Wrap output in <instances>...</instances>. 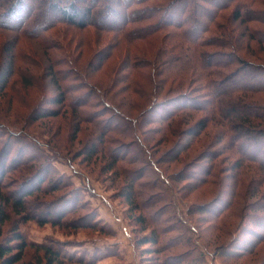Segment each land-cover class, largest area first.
Instances as JSON below:
<instances>
[{
  "label": "rangeland",
  "instance_id": "obj_1",
  "mask_svg": "<svg viewBox=\"0 0 264 264\" xmlns=\"http://www.w3.org/2000/svg\"><path fill=\"white\" fill-rule=\"evenodd\" d=\"M94 32L93 28L79 30L60 25L48 32L49 39L20 42L21 51L30 53L33 59L29 63L19 62V69L0 94V125L43 143L44 150L54 157L53 166L70 185L60 183L59 179L45 180L41 184L43 192L33 190L32 195L22 199L31 219L19 223L20 218L12 212L0 224V244L9 241L18 223L29 243L57 250L56 261L60 264H264V228L256 223L257 219L264 220V166L243 160L221 142L219 125L206 127L198 137L167 135L160 139V133L150 130L158 124H144L143 117V124L136 123L132 133L121 135L102 128L101 122L108 120L110 112H104L106 106L99 103L93 86L89 105L78 107L81 115L67 102H52L51 97L57 98L59 90L47 74V65L50 59L67 56L75 61L76 67L87 71L89 83L101 89L113 84L115 95L114 103L111 102L129 117L141 118L143 97L134 94L119 77L127 71L120 63L125 50L122 48L99 70L93 63L89 65L88 60L105 44V39H95ZM10 35L0 34V61L13 51ZM44 41L51 43L50 48H44ZM143 42L137 41L131 49L140 52L146 46ZM244 54L248 61L264 63V44L252 41L251 49ZM61 61L56 67L67 69ZM113 75L121 81H113ZM67 83L74 85L70 93L73 98L87 92L85 88L74 90L79 84L76 80ZM246 96L264 103L263 93ZM254 121L260 122V129H264V117ZM178 141H190V145L173 159L170 148ZM91 145L100 149L93 156L87 153ZM115 149L119 156L112 160L108 152ZM251 149L250 145L248 152ZM25 151L29 153L30 148ZM204 155L207 158L201 163L205 162L206 168L212 167L206 175L201 167L197 168ZM257 155L264 160V154ZM148 159L157 164L158 172L149 167ZM28 164L27 160L21 164L6 160L0 191H9L10 195L17 191L20 195L22 189L14 183L15 179L26 181L28 189H35L37 182L30 178L31 168L21 169ZM188 172L196 178L186 179ZM161 175L166 179L164 188L158 181ZM136 176L133 185L136 198L149 202L148 214L161 229L158 244L149 242L150 225L146 228L148 223H137L139 211L131 210L132 206L121 195L125 183ZM71 187L80 189L86 205L78 206L75 199L67 206L62 205L60 199ZM54 203L59 205L56 210ZM44 207L48 211L39 213ZM231 250L239 252L234 255ZM15 251L12 248L4 255L13 256ZM20 254L13 264H46L49 258L41 249L28 245Z\"/></svg>",
  "mask_w": 264,
  "mask_h": 264
},
{
  "label": "trees",
  "instance_id": "obj_2",
  "mask_svg": "<svg viewBox=\"0 0 264 264\" xmlns=\"http://www.w3.org/2000/svg\"><path fill=\"white\" fill-rule=\"evenodd\" d=\"M60 25L79 30L93 28L95 39H105V44L92 55L94 58L88 60L89 65L93 63L98 70L123 48L125 54L120 63L127 71L119 77L127 82L134 94L143 97L145 107L138 120L129 117L113 104V84L101 89L89 83L87 71L80 70L74 65L75 61L67 56L50 59L47 65V74L59 90L57 98L51 97L53 103L67 102L75 113L81 115L78 107L89 105V99L94 94L91 91L93 86L101 100L99 103L103 102V107L106 106L104 112H110L108 120L101 122L104 131H116L121 135L132 133L136 123L143 124V117L144 124H158L150 130L160 133V139L167 135L198 137L206 127L219 125L221 142L239 153L243 160L264 166V160L257 155L264 154V129H260V122L254 121L264 117V103L246 96L249 93L264 94V63L248 61L244 54L251 49L252 41L264 44V27L261 26L264 25V0H0V34H11L13 48L0 61V94L9 78L19 69V62L29 63L33 59L30 53L19 48L21 40L49 39L48 32ZM137 41L146 44L140 52L131 49L138 44ZM44 42V48H50L51 43ZM60 60L67 65V69L56 67ZM115 78L113 75V81H121ZM71 79L79 83L74 90L85 88L87 92L71 97L74 85L65 84ZM198 113L201 115L197 118ZM0 136L6 138L0 139V159H4L0 163V177L7 170L6 160L12 159L18 164L27 160L29 164L21 169L31 168L30 178L37 182L36 188L30 190L26 181L15 179L14 183L19 190L22 189L20 195L17 191L12 195L9 191H0V224L12 212L20 218L19 223H23L31 216L22 199L35 191L43 192L41 184L45 180L52 182L59 179L60 183L70 185L69 180L53 166V155L44 150L45 146L40 141L4 125H0ZM135 139L140 141L138 135ZM95 145L87 149L89 156L100 150ZM189 145L190 141L176 142L170 148L173 159ZM250 145L252 152H248ZM29 148V153H26L25 149ZM117 151L108 152V157L116 160L115 156H119ZM204 158L207 155L203 156L197 168L201 167L206 175L210 174L212 167L206 168L205 162L201 163ZM148 163L153 170L159 171L152 159H148ZM192 175L186 173V179L196 178ZM135 181L137 176L131 177L121 195L126 204L132 206L131 210L139 211L137 223H148L146 228L150 225L149 242L158 244L161 229L148 214L151 208L149 202L136 198ZM158 181L164 188L165 177L161 175ZM80 192L79 188L71 187L61 197L62 205L67 206L74 199L78 206L86 205ZM57 206L54 203L53 209L59 208ZM47 211L44 207L39 213ZM256 223L264 228V220L257 219ZM8 240L0 244L1 264L18 261L21 250L27 245L37 247L48 255L46 264H54L59 258L57 250L45 244L29 243L18 223ZM12 248L16 249V254L4 255ZM238 252L231 250L234 255Z\"/></svg>",
  "mask_w": 264,
  "mask_h": 264
}]
</instances>
